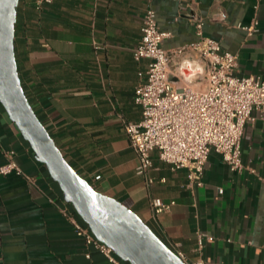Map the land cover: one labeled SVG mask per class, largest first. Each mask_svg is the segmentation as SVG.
Here are the masks:
<instances>
[{
  "label": "crops",
  "instance_id": "0c3cea01",
  "mask_svg": "<svg viewBox=\"0 0 264 264\" xmlns=\"http://www.w3.org/2000/svg\"><path fill=\"white\" fill-rule=\"evenodd\" d=\"M35 1L17 6V71L69 165L138 215L185 263L264 264V112L254 111L243 130L244 169L231 172L211 152L203 185L192 188L186 172L171 170L156 152L150 156L152 184L137 175V155L122 124L142 117L133 98L147 60H134L132 49L146 10L170 34L163 49L195 43L200 22L205 37L237 57L234 76L263 78L264 0H52L40 8ZM253 21L258 32L248 35L243 28ZM195 75L172 68L176 87ZM10 152L21 174L0 175V264H111L75 234L72 220L84 222L0 104V166ZM153 199L172 203L170 210L155 214Z\"/></svg>",
  "mask_w": 264,
  "mask_h": 264
},
{
  "label": "built area",
  "instance_id": "2783aa9c",
  "mask_svg": "<svg viewBox=\"0 0 264 264\" xmlns=\"http://www.w3.org/2000/svg\"><path fill=\"white\" fill-rule=\"evenodd\" d=\"M51 1L36 0L35 4L40 8ZM243 29L252 35L258 32V24L253 21ZM195 31V43L167 51L162 43L170 34L159 30L155 12L148 9L143 16L140 42L132 49L134 60H147L133 98L142 117L136 123L122 119V124L137 155L136 174L144 177L148 185L153 182L149 176L152 152L171 170H184L189 188L203 185L204 168L211 152L219 154L231 172H241L243 130L252 121L254 111L264 112V77L234 76L237 57L222 51L217 41L205 37L200 22L195 24ZM174 67L195 70L194 80L176 87L172 79ZM12 155L13 152L7 154L8 161L0 166V175L21 174ZM171 205L158 199L151 201L155 214L169 211ZM72 224L75 234L109 263L129 264L96 240L85 223L80 225L72 220ZM202 242L199 235V247ZM174 253L183 260L181 252Z\"/></svg>",
  "mask_w": 264,
  "mask_h": 264
},
{
  "label": "water",
  "instance_id": "95a60500",
  "mask_svg": "<svg viewBox=\"0 0 264 264\" xmlns=\"http://www.w3.org/2000/svg\"><path fill=\"white\" fill-rule=\"evenodd\" d=\"M19 0H0V104L34 158L58 185L64 200L96 240L129 264H187L138 215L94 189L65 160L32 109L21 84L14 53Z\"/></svg>",
  "mask_w": 264,
  "mask_h": 264
}]
</instances>
